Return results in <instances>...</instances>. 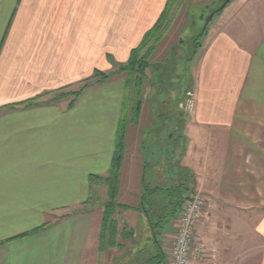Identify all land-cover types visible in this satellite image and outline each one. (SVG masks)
<instances>
[{"label": "crops", "instance_id": "crops-1", "mask_svg": "<svg viewBox=\"0 0 264 264\" xmlns=\"http://www.w3.org/2000/svg\"><path fill=\"white\" fill-rule=\"evenodd\" d=\"M165 1L0 0V264L93 261L104 201L96 193L106 195L100 178L117 146L126 80L91 83L71 107L65 99L20 104L111 72ZM198 43L189 61L195 105L179 143L172 132L157 135L147 101L135 121L127 116L116 199L128 203L116 215L145 222L142 185L172 183L163 173L181 149L183 181L206 199L197 236L212 264H235L226 252H253L257 241L264 264V0L231 4Z\"/></svg>", "mask_w": 264, "mask_h": 264}, {"label": "rangeland", "instance_id": "rangeland-1", "mask_svg": "<svg viewBox=\"0 0 264 264\" xmlns=\"http://www.w3.org/2000/svg\"><path fill=\"white\" fill-rule=\"evenodd\" d=\"M226 1L227 0L176 1L173 5L169 6L167 12V20L159 31L160 37H157L158 39L153 43L151 42V47L148 50V67L144 70V74L140 78V104H142V102L144 101H147L148 105L153 109L152 113H154L159 120V122L155 124L157 135L160 136L161 133L165 134L167 132H172L176 137V145L179 143L177 138L180 137L182 131L181 119L183 118V116L187 115V113L189 114L193 112L186 111L184 107V102L189 98L188 92H191L193 94L192 65L189 61L193 55V51L196 45L201 39L200 34L202 33L205 25L207 24L208 28L209 23H212L215 19L218 18V16L220 17L221 14H225L230 8L231 4H236L238 0H230L223 7V9L220 10L219 13L213 14V11H216L220 7H222L226 3ZM210 14H212V17L207 21V17ZM207 28L205 30H207ZM112 62L113 68L111 72L116 70L117 64H119H114L113 60ZM116 75L124 77L126 83L129 80V76L126 73ZM85 81H82L81 83H79V85H74L71 89H69L68 86H65L63 88H60L59 90L48 91L49 93L42 96L40 99H38V101L42 103V101L50 99L55 94H66L68 92L78 90L83 84H85ZM91 83L94 82L91 81L89 84ZM130 86L132 87V84ZM132 88H134V85ZM130 90L134 91V89ZM42 93L43 92L39 94ZM71 98L72 95H68L67 97H64L62 99L70 101ZM192 98H194V94L192 95ZM39 104L40 103H38L37 105ZM20 105L22 106L24 104L21 103ZM165 146L167 145L165 144ZM180 150L181 149H177V151H175L176 153L174 154V156H172L174 159L170 157L172 161L170 163V166L166 168L165 172H157L156 174L163 173L166 174L169 179H173V177H175L179 178L181 182H183L186 176L184 177L185 174L182 172L183 165H181ZM153 152L154 154H159L155 157L163 155V152H159L155 149ZM170 184L172 183H167L165 187H170ZM197 191L198 190H195L194 192ZM96 196L104 198L103 202H105L106 197L104 196L103 191H97ZM116 201L121 205L128 203L124 199H116ZM103 202L100 203L102 207ZM119 211L120 212L117 215H114V218H116L118 222L119 228H121L123 224H126L129 229L131 227L134 228V236L128 240H121L123 246L120 249L113 247L101 253L98 251V248L96 246L95 252L93 253L94 259L93 261H90V264H142L144 256H146V254L148 253L146 251V248L151 245V242L147 241L148 238L151 237V232L150 230L144 229L146 227L145 223L147 222L145 219V222L143 220H139L137 222L134 216L135 212H128L126 210ZM94 214L96 217L95 219L98 222L100 216L99 211L96 210ZM176 215L177 213L166 222L165 230L167 236L165 234L161 236V238L158 236V239H160L165 249L168 245V234L172 233L174 230L173 223L175 221ZM165 219L167 218L165 217ZM128 228H126V230ZM197 238L201 239L200 234L199 237L197 236ZM261 245L262 244L257 241V249L253 252L247 251L246 246H244V249H242L243 245H241L237 250L231 249L230 251H227L224 257L228 256V258H232L236 261L235 264H245V261L246 264H248L247 258H250V264H260L262 251H260V249L258 248ZM210 254L211 253H207L206 250L203 259L195 260L194 264H206L208 262L206 260H210L211 264L215 263L214 257Z\"/></svg>", "mask_w": 264, "mask_h": 264}, {"label": "trees", "instance_id": "trees-1", "mask_svg": "<svg viewBox=\"0 0 264 264\" xmlns=\"http://www.w3.org/2000/svg\"><path fill=\"white\" fill-rule=\"evenodd\" d=\"M176 1L178 0H166L164 9L160 16L157 18L152 27L144 33L139 45L130 51L128 59L125 62L117 64L116 70L112 72H101L99 70H95L93 75L87 79L85 84H83L78 90L68 92L66 94L58 93L53 95L50 99L42 101V103L47 101H56L67 97L68 95H72V98L67 105L68 107H71L75 99L80 95L84 88L89 85L91 81L94 83L104 82L111 76L121 73H126L129 76V80L127 83H125L124 103L117 130V146L115 148L112 163L107 176L100 178L106 187V200L103 202V210L99 223L97 240V248L101 253L113 247L119 249L122 248L123 244L121 240H128L134 236L133 230L129 229L126 224H123L122 227L119 228L118 222L116 218H114L117 209H120L121 207V209H125L126 207L124 205L118 204L116 201L120 180V165L123 147L122 138L125 125L128 120L127 116L129 117L130 121H135L140 111V78L143 76L144 70L148 67L147 58L149 55L148 50L151 47V42L153 43L158 39L157 37H160L159 31L167 20L169 6L173 5ZM229 1L230 0H227L222 7L216 11H213V14L219 13ZM206 28L207 24L203 28L200 37L205 33ZM197 46H199V43L196 45L193 55L196 53ZM131 84L132 87L134 85V88L130 86ZM130 89H134V91H131ZM48 93V91H45L42 94L26 100L23 104L25 106L35 104L37 105L38 103H41L38 101V99ZM183 169L185 168H182V172ZM183 173L185 174V172ZM185 176L186 174L184 177ZM171 180L172 185L170 187H164L161 185L150 186L144 183L142 185L140 194V209L151 232V237L148 238V241L151 242V247L146 248L148 253L146 256H144L142 264L165 263L166 254L163 251L158 236L160 237L163 231H165L166 222L178 212L183 199L192 194V192H190L191 189L188 188L184 181L181 182L179 178L175 177H173ZM165 217L167 219H165ZM46 224L47 223H45L43 226ZM126 228L128 229L126 230Z\"/></svg>", "mask_w": 264, "mask_h": 264}, {"label": "built area", "instance_id": "built-area-1", "mask_svg": "<svg viewBox=\"0 0 264 264\" xmlns=\"http://www.w3.org/2000/svg\"><path fill=\"white\" fill-rule=\"evenodd\" d=\"M192 95L188 92L189 98L184 102L188 112H192L194 107ZM205 215L206 199L201 191L183 199L173 223L174 230L167 237L164 264H194L195 260L203 259L206 249L197 238V227L202 224Z\"/></svg>", "mask_w": 264, "mask_h": 264}, {"label": "water", "instance_id": "water-1", "mask_svg": "<svg viewBox=\"0 0 264 264\" xmlns=\"http://www.w3.org/2000/svg\"><path fill=\"white\" fill-rule=\"evenodd\" d=\"M212 17V14H210L208 17H207V21Z\"/></svg>", "mask_w": 264, "mask_h": 264}]
</instances>
